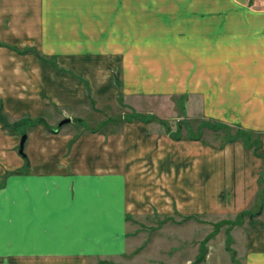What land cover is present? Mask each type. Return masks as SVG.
<instances>
[{
  "label": "crops",
  "instance_id": "obj_1",
  "mask_svg": "<svg viewBox=\"0 0 264 264\" xmlns=\"http://www.w3.org/2000/svg\"><path fill=\"white\" fill-rule=\"evenodd\" d=\"M263 3L0 0V264L123 257L141 217L243 212L242 263L264 264ZM162 94L183 95V127L54 123ZM26 120L23 155L14 124ZM207 124L257 144L208 143Z\"/></svg>",
  "mask_w": 264,
  "mask_h": 264
},
{
  "label": "rangeland",
  "instance_id": "obj_2",
  "mask_svg": "<svg viewBox=\"0 0 264 264\" xmlns=\"http://www.w3.org/2000/svg\"><path fill=\"white\" fill-rule=\"evenodd\" d=\"M114 104L117 106L116 109L99 106V108L101 107L100 115H86V112L81 115L77 114L78 116H76H81V118H71V121L64 124L62 128L72 131L74 134L84 129L105 130L109 128L107 127L108 124L102 123L105 118L108 116L120 118L127 114L128 117L134 114L150 121L160 118L163 119V124L165 123L172 129L183 127V95H152L144 101L129 103L120 99V104L117 100L112 102V105ZM63 119L65 118H54L57 128ZM191 121L193 132H198L197 119ZM28 122L30 121L26 120L25 123L27 124L18 126L17 132L20 139L23 135H27L25 131L31 128ZM151 123L154 124V122ZM205 126L209 127L205 128L203 133V139L206 142L221 143L226 140V134L229 130L219 128L220 125L215 124ZM112 128H116V126L113 125ZM230 132L234 134L236 130L230 129ZM254 220L253 223L257 222L258 219ZM237 222L239 223L238 218L226 219L216 215H202L191 219H184L180 215L174 217H141L135 220L131 227V243L127 254L117 258L96 259L90 264H243V252L237 241ZM245 223L248 225L246 228L253 226L249 219ZM209 254L211 259L207 260Z\"/></svg>",
  "mask_w": 264,
  "mask_h": 264
},
{
  "label": "trees",
  "instance_id": "obj_3",
  "mask_svg": "<svg viewBox=\"0 0 264 264\" xmlns=\"http://www.w3.org/2000/svg\"><path fill=\"white\" fill-rule=\"evenodd\" d=\"M3 118H2V116H1V114H0V120H2ZM37 121H39V120H37ZM3 124H5V125H8V124H6L5 122H3ZM16 127H18L19 126V123H15L14 124ZM219 128H224V129H226V130H229L228 131V134H226V141H235V140H237V139H241L243 142H244V144H245V146H247V147H251V146H253V145H256L257 143H255L256 142V139L253 137V134L252 133H250V132H247V131H245V130H241V129H237L236 130V132L234 133V134H232L231 132H230V128L228 127V126H224V125H220L219 126ZM53 131H55L56 130V128H51ZM93 130H96V129H93ZM258 147V146H257ZM256 148V147H255ZM23 155H24V152H23ZM246 215V212H243V213H241L240 215H239V217H238V221H239V223L238 224H241L242 222H243V220H244V216ZM254 215H257V213L256 214H254ZM203 255V254H202Z\"/></svg>",
  "mask_w": 264,
  "mask_h": 264
},
{
  "label": "water",
  "instance_id": "obj_4",
  "mask_svg": "<svg viewBox=\"0 0 264 264\" xmlns=\"http://www.w3.org/2000/svg\"><path fill=\"white\" fill-rule=\"evenodd\" d=\"M71 121V118L67 117L63 120H61L58 124V127L63 126L66 123H69ZM27 136L23 135L22 139H21V143H20V153L23 154L24 152V145H25V141H26Z\"/></svg>",
  "mask_w": 264,
  "mask_h": 264
},
{
  "label": "built area",
  "instance_id": "obj_5",
  "mask_svg": "<svg viewBox=\"0 0 264 264\" xmlns=\"http://www.w3.org/2000/svg\"><path fill=\"white\" fill-rule=\"evenodd\" d=\"M263 5H264V3H263Z\"/></svg>",
  "mask_w": 264,
  "mask_h": 264
}]
</instances>
